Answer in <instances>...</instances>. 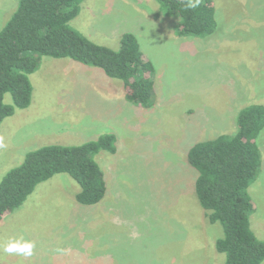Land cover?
Masks as SVG:
<instances>
[{"label":"rangeland","instance_id":"374dc122","mask_svg":"<svg viewBox=\"0 0 264 264\" xmlns=\"http://www.w3.org/2000/svg\"><path fill=\"white\" fill-rule=\"evenodd\" d=\"M19 0H0V30ZM216 28L204 37L177 36L175 18L156 0H83L70 25L94 43L118 49L133 33L154 66L153 103L124 97L119 79L70 58L41 56L29 75L32 96L0 124V180L27 152L50 144L79 145L113 133L116 151L93 157L106 182L96 204L79 203L78 183L56 173L0 220V243L23 235L31 257L0 250V264H223V236L200 206L188 160L200 141L237 130L243 107L264 105V0H213ZM4 102L11 104L10 93ZM262 162L249 186L250 226L264 240ZM62 249L63 251H57ZM264 264V261L262 262Z\"/></svg>","mask_w":264,"mask_h":264},{"label":"trees","instance_id":"16d2710c","mask_svg":"<svg viewBox=\"0 0 264 264\" xmlns=\"http://www.w3.org/2000/svg\"><path fill=\"white\" fill-rule=\"evenodd\" d=\"M159 14L175 18L177 36L204 37L216 28L213 0H156ZM83 0H19L17 8L0 30V124L16 108L31 102L29 75L41 56L70 58L98 67L119 79L125 98L136 105L153 103L154 66L144 57L137 37L124 32L118 49L94 43L71 27ZM10 93L12 103L4 102ZM237 130L195 143L187 153L198 175L194 189L210 223L222 226L223 236L215 248L225 255L223 264H262L264 240L256 238L250 226L253 203L249 186L255 180L262 157L257 138L264 128V105L249 104L237 114ZM116 136L107 133L79 145L50 144L26 153L23 161L0 180V220L20 207L36 185L56 173L69 174L80 186L76 200L85 205L100 202L106 182L94 155L100 150L116 151Z\"/></svg>","mask_w":264,"mask_h":264},{"label":"clouds","instance_id":"9594fccd","mask_svg":"<svg viewBox=\"0 0 264 264\" xmlns=\"http://www.w3.org/2000/svg\"><path fill=\"white\" fill-rule=\"evenodd\" d=\"M199 5V0H189L188 7L196 8ZM36 247L35 241L25 239L23 235L10 237L7 242L0 243V250L7 254H16L18 256L31 257L34 248ZM57 251H63L57 249Z\"/></svg>","mask_w":264,"mask_h":264},{"label":"crops","instance_id":"0c3cea01","mask_svg":"<svg viewBox=\"0 0 264 264\" xmlns=\"http://www.w3.org/2000/svg\"><path fill=\"white\" fill-rule=\"evenodd\" d=\"M124 97H125V91H124Z\"/></svg>","mask_w":264,"mask_h":264}]
</instances>
